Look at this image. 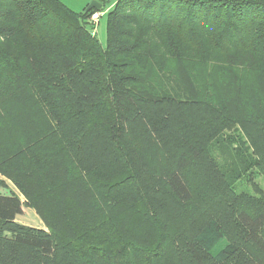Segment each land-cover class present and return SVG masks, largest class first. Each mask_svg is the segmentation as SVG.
I'll return each mask as SVG.
<instances>
[{"label":"trees","instance_id":"obj_1","mask_svg":"<svg viewBox=\"0 0 264 264\" xmlns=\"http://www.w3.org/2000/svg\"><path fill=\"white\" fill-rule=\"evenodd\" d=\"M101 3L0 0V176L45 228L0 195V264H199L196 200L264 264V0H117L104 47Z\"/></svg>","mask_w":264,"mask_h":264},{"label":"rangeland","instance_id":"obj_2","mask_svg":"<svg viewBox=\"0 0 264 264\" xmlns=\"http://www.w3.org/2000/svg\"><path fill=\"white\" fill-rule=\"evenodd\" d=\"M66 7H68L73 12L79 13L83 11L88 5L92 2L97 1L102 4L104 2L102 11L100 13H95L99 15L97 25L91 30L92 34H95L99 43L104 47L106 44L107 34H106V23H107V13L111 8L112 4L117 0H59ZM95 29V30H94ZM95 31V32H94ZM225 159L228 162L232 160V153L230 150L222 148ZM256 183L259 185L261 191L264 193V180L258 178ZM10 192L17 194L21 201L23 202V212L21 215L16 217V223L28 226L36 229H45L43 223L38 218L36 213L29 207L26 206L22 195L17 191V189L8 181L7 179L0 176V195L10 194ZM237 195L250 194L254 195L253 190L245 182L240 185L236 191ZM224 206H211L207 207L204 205V202L199 200L193 201L192 204L187 208V214L185 220L181 222L184 225L185 231L191 235L194 239V242L199 244L201 248L202 261L199 264H211L215 262L216 264H229L233 259L244 255L247 256L254 252V249L250 246L249 243L245 242L244 237L242 236L239 228L234 222V206H230L224 209ZM209 210V211H207ZM214 211L215 213H212ZM193 224L191 225V222ZM192 228V229H190ZM209 228V230H208ZM219 234H226L227 238L218 239L217 230ZM208 230V231H207ZM207 231V232H206ZM196 232V234H195ZM210 236L214 238L212 241L214 243L209 247H204L203 243L205 239ZM221 237V236H220ZM192 242L193 240H189ZM223 255V260L218 261V259ZM185 264H193L189 260V257L185 254H182ZM180 255V259L182 260ZM218 257V258H217ZM227 257V258H224Z\"/></svg>","mask_w":264,"mask_h":264},{"label":"water","instance_id":"obj_3","mask_svg":"<svg viewBox=\"0 0 264 264\" xmlns=\"http://www.w3.org/2000/svg\"><path fill=\"white\" fill-rule=\"evenodd\" d=\"M102 5L98 3L97 1L92 2L90 5L87 6L86 10H92V9H101Z\"/></svg>","mask_w":264,"mask_h":264},{"label":"built area","instance_id":"obj_4","mask_svg":"<svg viewBox=\"0 0 264 264\" xmlns=\"http://www.w3.org/2000/svg\"><path fill=\"white\" fill-rule=\"evenodd\" d=\"M98 18H99V15L98 14L92 15L91 18L88 20L89 21V24L90 25H93L95 27L97 25V23H98Z\"/></svg>","mask_w":264,"mask_h":264}]
</instances>
